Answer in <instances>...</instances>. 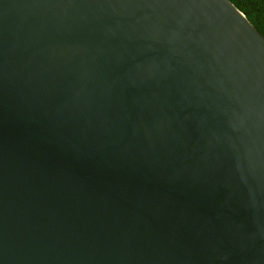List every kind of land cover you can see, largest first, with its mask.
Masks as SVG:
<instances>
[{"label": "water", "instance_id": "obj_1", "mask_svg": "<svg viewBox=\"0 0 264 264\" xmlns=\"http://www.w3.org/2000/svg\"><path fill=\"white\" fill-rule=\"evenodd\" d=\"M0 264H264V36L229 0H0Z\"/></svg>", "mask_w": 264, "mask_h": 264}, {"label": "trees", "instance_id": "obj_2", "mask_svg": "<svg viewBox=\"0 0 264 264\" xmlns=\"http://www.w3.org/2000/svg\"><path fill=\"white\" fill-rule=\"evenodd\" d=\"M250 23L264 36V0H229Z\"/></svg>", "mask_w": 264, "mask_h": 264}]
</instances>
